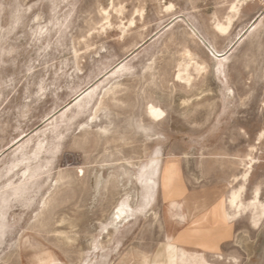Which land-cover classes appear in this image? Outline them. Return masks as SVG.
Instances as JSON below:
<instances>
[{
  "label": "rangeland",
  "instance_id": "1",
  "mask_svg": "<svg viewBox=\"0 0 264 264\" xmlns=\"http://www.w3.org/2000/svg\"><path fill=\"white\" fill-rule=\"evenodd\" d=\"M263 103L264 0H0V264H264V219L224 222L249 166L264 203Z\"/></svg>",
  "mask_w": 264,
  "mask_h": 264
},
{
  "label": "bare ground",
  "instance_id": "2",
  "mask_svg": "<svg viewBox=\"0 0 264 264\" xmlns=\"http://www.w3.org/2000/svg\"><path fill=\"white\" fill-rule=\"evenodd\" d=\"M242 4H240V5H242ZM237 6H231L230 7V15L225 18V21H224L225 23H217L216 29L218 30V32L220 34H225V33L227 34V32L229 30V27L231 26V22H233L232 19H233L234 16H236L237 9L238 8L240 9V7L237 8ZM171 7L172 6L166 7V12L169 11L171 9ZM187 56H188L189 60L184 61L183 63L179 64L178 71L176 73L175 79H176V81H178L180 83H183L186 86H189L191 84V82L196 79V77L202 75L201 73L205 70V67H204L205 64H204V62L203 63H198L196 61L194 62L189 54ZM185 59H186V57H185ZM111 93L114 94L113 91L107 90L103 94V97L109 96ZM84 94H85V92L77 95L75 100L81 99V97ZM97 100H99V99H97ZM75 103H77V102H75ZM96 103L97 102H95L93 108H95ZM263 106H264V103H263ZM93 108L91 109V111L94 110ZM146 112H147V115L149 117V120L151 122H153V123H159L165 117L163 110L160 109L159 107H157L156 105L152 104V103H147L146 104ZM89 118H90V121H92V123H94V120L97 118V112L95 111L94 113H92ZM251 164L252 163H249V165H251ZM245 166H247V165H245ZM145 168H147V166ZM250 168L251 167L249 166L248 168H246L245 173L243 172L244 174H243V176L241 178L242 179V182H241L242 184L240 183L241 185H239L237 189L231 190L230 196L228 197L227 202H226L227 203V209L226 210H228V211H225V220H224L225 224H228V223H230V222H232L234 220L236 221V219H238L239 217L247 214V212L250 213V216H251L250 217V220H251L250 223L254 227H256L264 219V203H261L259 201V199H258L259 198L258 196H259V193H260L258 188H256L254 190V193L252 194L253 195V199H252L251 202H249V203L245 202L244 203L243 200H242V196H243V193H244V187H246L244 185H245V183L247 181V178H248V175H249V172H250L249 171ZM152 177H154V171L152 169H150L149 172H140L139 174L136 175L137 181L139 182L140 186L144 190V192H143V194H144V196H143L144 203L142 205L143 209H145V208H147L149 206L150 199L153 196V191H154L153 186H148L152 182ZM234 181H235V179H234ZM236 182H238V181H236ZM17 188H19V187H17ZM232 188H234V187H232ZM14 192H13V194H14ZM127 203L121 205L119 208L118 207L116 208L117 211L115 212L113 220L111 221L110 225L113 226L114 224L115 225L120 224L123 221H125V219H127L129 217L128 212H131L133 210H132V207L130 205H128ZM170 239H171V237H168L167 241L165 242V248H166L165 257H167V255H168L167 247H168V244L170 242ZM52 255H53V253H52ZM45 256H46V253H45ZM46 258H50L51 259L52 256H50V257L46 256ZM39 259H41V258H39ZM43 260H45V259L43 258ZM55 260H57L56 256H55ZM41 261H42V259H41ZM154 261L155 262H153V264H161L162 263V255H161L160 252L155 256ZM166 261L168 262V264H210L206 260V258L204 257V255L202 253H199V252H196V251H188L185 248H183L182 246H177L175 251H174L173 258L172 259L171 258H167ZM144 263L146 264L147 260H145ZM46 264H50V261L46 260ZM51 264H52V262H51Z\"/></svg>",
  "mask_w": 264,
  "mask_h": 264
}]
</instances>
